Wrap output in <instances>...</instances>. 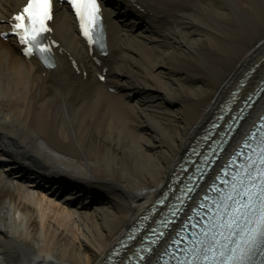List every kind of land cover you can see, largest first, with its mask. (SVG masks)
I'll list each match as a JSON object with an SVG mask.
<instances>
[{"label": "bare ground", "instance_id": "obj_1", "mask_svg": "<svg viewBox=\"0 0 264 264\" xmlns=\"http://www.w3.org/2000/svg\"><path fill=\"white\" fill-rule=\"evenodd\" d=\"M113 1L98 63L63 9L52 70L0 39V264H100L244 74L241 96L264 77V0ZM263 109L264 92L231 148Z\"/></svg>", "mask_w": 264, "mask_h": 264}, {"label": "snow or ice", "instance_id": "obj_2", "mask_svg": "<svg viewBox=\"0 0 264 264\" xmlns=\"http://www.w3.org/2000/svg\"><path fill=\"white\" fill-rule=\"evenodd\" d=\"M67 2L79 20L83 36L89 44L96 43L101 35L98 31L101 20L98 0ZM52 14L53 0H27L22 11L11 17L10 23L12 34L25 46L24 54L39 52L45 63H48L46 54L51 50L42 40L43 34L50 31L47 22L52 19ZM0 35L7 38L8 34ZM260 135L261 142L256 159L249 157L248 163L242 166L244 172L233 176L230 191L221 193V198L213 201L215 212L209 217V226L202 233L204 238L198 241L200 247L190 249L191 259L187 264H198L200 261L203 264H249L257 252L264 257V131ZM217 179L222 178L217 176ZM211 189L220 191L215 183L211 185ZM188 191L193 189L189 188ZM204 200H209V197L205 195ZM204 207V203L199 204V208ZM209 210H212L210 206ZM193 212L199 214L196 208ZM172 243L178 244L179 240L174 239Z\"/></svg>", "mask_w": 264, "mask_h": 264}, {"label": "rangeland", "instance_id": "obj_3", "mask_svg": "<svg viewBox=\"0 0 264 264\" xmlns=\"http://www.w3.org/2000/svg\"><path fill=\"white\" fill-rule=\"evenodd\" d=\"M155 100V99H154Z\"/></svg>", "mask_w": 264, "mask_h": 264}]
</instances>
